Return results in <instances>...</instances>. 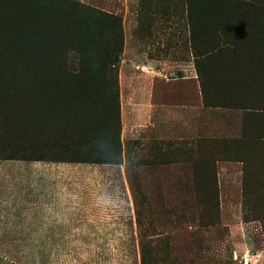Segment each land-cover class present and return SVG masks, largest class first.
<instances>
[{"label":"rangeland","instance_id":"1","mask_svg":"<svg viewBox=\"0 0 264 264\" xmlns=\"http://www.w3.org/2000/svg\"><path fill=\"white\" fill-rule=\"evenodd\" d=\"M31 1L51 8L52 14L64 21L75 20L78 34L85 38L80 44L67 40L56 46L57 81L46 86L50 91L45 96L51 102L60 96L59 117L45 108L55 114H40L50 115L45 125L64 124L73 129L82 120L83 111L89 118L105 115V123L93 125L90 120L85 126L92 127L93 141L110 152L120 139L122 163L78 172L60 169V180L54 178L56 167L35 168L36 160L1 164L0 264H264L263 257L252 259L244 244L238 247L234 243L219 209L217 161L242 157L241 152L248 148L222 140L240 136L242 112L236 107L233 112L208 107L199 114L186 109L187 100L183 99L186 92L194 90L192 83H187L191 71L200 76L203 70L211 79L206 85L215 86L219 81L224 86L234 84L251 97H257L260 88L264 94V65L259 69L260 79H251L252 89H241L249 83L243 76H248L244 69L253 62L250 48L264 45V0L256 2L257 9H248L239 0ZM0 20L6 27L24 28L25 24L27 31L40 39L42 53L49 51L66 29L58 20L24 13L15 4L0 10ZM4 45L0 39L1 74L19 70L2 50ZM86 50L93 54L91 62L83 61ZM216 62L230 63L228 70L222 67L225 74L221 80ZM80 65L83 74L77 73ZM61 66L73 72L65 77L60 74ZM146 87L156 90L160 102L176 105L171 107L176 123L137 125V92ZM18 89L21 87L11 84L12 101L21 98L15 92ZM253 100L257 99L208 98L207 104L245 106ZM161 113L167 114L165 110ZM12 121L17 122L14 114ZM196 121L198 131L188 129L197 126ZM128 127L124 135L123 129ZM101 131L107 138L98 136ZM38 136L33 134L34 142L41 141ZM49 138L57 144L51 151L55 157L60 153V132ZM154 144L173 145L170 156L179 162H167L161 150L154 151ZM19 165L25 167V198L18 194L17 181L12 183L9 177L11 167ZM30 168L44 172L48 168V173L35 182ZM56 201L66 209L52 211ZM19 203L51 210L26 211L25 218H18L14 207ZM41 214H58L60 219L35 218ZM52 224H60V236L42 235ZM75 229L86 233L72 235ZM255 241L257 244L250 242L251 253L256 246L263 247L259 237Z\"/></svg>","mask_w":264,"mask_h":264},{"label":"trees","instance_id":"2","mask_svg":"<svg viewBox=\"0 0 264 264\" xmlns=\"http://www.w3.org/2000/svg\"><path fill=\"white\" fill-rule=\"evenodd\" d=\"M258 1L261 2V0H239L240 4L246 6V8L248 9H257L256 2ZM7 4H15L16 6L19 5L24 13L42 14L54 20H58L62 25H64V29H66L63 34L60 35V40L55 43L49 51L46 50V52L42 53L39 51L40 39L38 37L32 36V34L27 31L25 24L24 28L20 27L19 25H10L6 27L4 25V21L0 20V39H2L5 44L2 50L19 69L8 70L7 72L5 71L4 74L0 73V163L15 160L68 161L113 165L122 163V143L120 139H117L115 150L113 152H110L106 150L105 146L100 142L93 141L94 138L92 136V127L85 126L87 125L85 121L87 122L90 120L93 121V125H100L105 123V115H99L95 116V118H89L87 117L86 112L83 111L80 116L82 120L79 121V123L76 124L75 128L73 129H69V127L64 126V124L57 125L55 123L51 124V126L48 127L47 125H45V123H48L47 120L49 119L50 115L44 114L43 117L40 115L44 112L50 113L45 109L49 108L50 110L58 114L57 117H59L58 109H60V96L56 98V100H58L56 102H51L50 100L46 99L45 95L49 90V88L47 89L46 86L51 83L54 78H57L58 75L56 69L57 44L60 42H66L67 40L80 44L81 41L83 42V40H85L84 35L78 34L77 32V22L72 19L64 21L61 16L53 15L51 8L31 0H16V2H13L12 0H0V10H2V8H4ZM87 50L84 52V54L82 52V58L84 62H91L93 54L89 53ZM223 50L226 51L228 49L224 48ZM233 50H236L235 46ZM250 51L253 53L251 56L255 64L252 62V64L248 68L244 69L248 76L244 75L243 78L245 79V81L249 80L247 81L249 83L242 85L243 88L241 89L243 91L247 89V86L252 89L250 86L251 79L253 77H255L257 80L260 79L258 74L261 70L259 71V69H261L264 65V45L250 48ZM210 56L211 54L206 55V57ZM259 62L260 64L257 66L256 63ZM42 66L43 68L45 67L44 70ZM82 67L83 66L80 65V70L77 71L78 74L84 73ZM40 68L41 71L39 70ZM59 68L60 74L65 77H67L66 74H71L73 72L69 68H62V66ZM223 68L229 69L230 67L228 65L223 66ZM220 70H222V68ZM237 73H239L238 68L235 69V74ZM32 74L35 77L34 81H32L31 78ZM222 76V74H218V80H221ZM206 78L210 79L209 76H207ZM15 81H18L19 84L17 85ZM26 82L28 83L27 86L25 84ZM11 84L13 86L21 87L20 91L19 89L15 91L21 98H16L12 101V94L9 93ZM213 86L214 85L209 86L208 84L206 85V83H204V91L207 92V90H214L216 89V86L222 88L225 91V86L219 81L216 82L215 87ZM257 92V97H251L247 94H244L246 95L244 96L241 92L240 95L238 94L240 97L218 98L221 100H236V98L257 99L251 102H245V106H237L232 102H230V104L225 102L226 105L223 103L216 104L213 102L207 104L208 98L205 99V103L207 106L212 107L221 106L232 109H235L236 107V109L241 110L242 119L240 122V136L238 138H229L227 136L226 138H222V140L229 142L231 141L234 144H238L240 142L245 146H250V149L254 150L253 154H248L249 151L248 148H246L241 152L242 157H238L235 159H242L244 161L249 160V162H252L255 165V172L258 170L260 172H263L264 94L262 93L261 88ZM208 93L211 92L208 91ZM212 93L216 94L215 91ZM260 94L263 96H261ZM209 99L216 100L217 98ZM30 108H34L37 110L31 111ZM13 110H16V112H13ZM29 111L32 113L30 114ZM13 114L16 115L17 119V122L15 124L12 121ZM50 114L55 115L54 113ZM46 115L48 116V118ZM41 117L43 119H41ZM52 117L55 118V116ZM118 119H120V115H118ZM36 121L41 122L36 123ZM55 132H60V143H58L60 144V153L54 157L55 154L51 153V151L57 148V144L53 143V140H51L49 137ZM35 133L41 137L40 141L38 136V141H40L38 143L34 142L32 139V136ZM72 135L76 137V139L73 138ZM98 136L107 138V133L105 131H101ZM250 142L253 145H247ZM53 144H55L56 147H50ZM152 146L157 147L154 151H157V149H159L162 151L163 155L167 156V162H179V160H173L170 156L173 149L175 148L173 147V145L167 144L161 147L157 144H154ZM69 152H71V154H68ZM249 183V187L253 191L254 210L252 212H248L249 217H247L245 214V219H259L264 225V178L261 176L256 177L254 179H250Z\"/></svg>","mask_w":264,"mask_h":264},{"label":"crops","instance_id":"3","mask_svg":"<svg viewBox=\"0 0 264 264\" xmlns=\"http://www.w3.org/2000/svg\"><path fill=\"white\" fill-rule=\"evenodd\" d=\"M203 58H205L203 56ZM221 60L220 62H222ZM229 61L230 63L233 62L232 60H226ZM220 62H216V73L218 74H225L224 70H220L223 66H228L224 64H220ZM203 63H207V59H203ZM228 70V69H225ZM197 71V69H196ZM224 72V73H221ZM208 75L206 72L203 70L200 72V76L198 74V71L196 74H193L191 71V76L187 77L189 80L187 83L191 82L194 87L193 91L186 92L185 98L183 97L184 100H187V105H184L186 109L191 108L192 110H197L198 113L200 114L202 109L204 108H218V109H230L232 112L235 109L228 108V107H212V106H207L205 103L206 98H235L240 95L241 92L237 91V88L234 84L232 85H225V91L218 87L217 89L214 90H207V92L204 91V83L205 81H208L209 79L206 78ZM215 87V86H213ZM210 91L211 93H208ZM216 92V94L212 92ZM243 95L246 94V91L242 92ZM239 94V95H238ZM170 94L166 95L165 98H167ZM248 95V94H247ZM246 96V95H244ZM177 97V96H175ZM240 97V96H239ZM158 94L153 87L151 89L148 87L142 88L138 90L137 92V116L135 119V122L137 123L138 126L142 127H148L149 125L153 127L161 126L159 123L160 122H166L169 126H171L173 123H176V116L173 113V109L171 107L176 106L174 104H166L160 102V100L157 99ZM160 98V97H159ZM176 99V98H173ZM189 100V101H188ZM166 111L167 114L163 116L161 111ZM231 113V112H230ZM159 119L160 121L157 122L156 119ZM130 123L133 124V121H130ZM186 123V121H185ZM184 123V124H185ZM197 126H191L189 125L190 130H193L194 132L198 131V121H196ZM187 124V123H186ZM188 125V124H187ZM163 125L162 127H164ZM127 130L123 129L124 135ZM132 130V129H131ZM141 129L138 128V131ZM128 136V134H127ZM233 136V135H231ZM238 138V137H237ZM251 143V142H250ZM247 145H253L251 144ZM248 154H253L254 150L250 149V146H248ZM16 162H27L26 160H15ZM9 165L11 162L14 161H9ZM8 162H3L0 163L4 164ZM5 165V164H4ZM17 165V164H16ZM113 164H98V163H87V162H68V161H60V162H54V161H45V160H36L33 162V166L35 168H40V167H49L50 169L52 167H56V173L57 175L54 176L57 180H60V172L62 170H75V171H83L87 167H92V168H98V167H110ZM8 169V168H7ZM48 169V168H47ZM47 169L44 170H36L33 171L32 168H30L29 174H32V180L35 182H41L42 177L46 175ZM217 175H218V185H219V209H220V214L223 219V223L228 226L231 234H232V239L234 243H237L238 247L239 244H244V251L246 250L249 256L251 255L252 259H256L258 257H263L264 258V225L261 220L259 219H245V214L247 212H252L254 210L253 206V191L249 187L250 179H254L256 177H263L264 178V171L260 172L259 170L255 172V165L252 162H249V160L244 161L242 159H218L217 161ZM33 172V173H32ZM25 175V167H15L12 170V167L9 171V177L11 182H16L17 181V186L18 188V194L19 196H25L27 195V192H25L23 189L24 183L23 180H25L23 177ZM64 176H66L65 173H63ZM13 185V184H12ZM13 187V186H12ZM22 189V190H21ZM11 194V191H10ZM25 203V202H24ZM24 203H19L17 204L14 208L17 214L18 218H25V213L26 211L28 212H34V211H46V210H51V208H45V206L42 205H36L35 207H30L25 205ZM52 211H60L64 210L66 208H63L60 206V202H54ZM35 218H54V219H60L58 214H54L53 216H44L43 214L36 216ZM50 230L45 231L44 234L46 236H60V224H52L49 226ZM91 232L94 230H90ZM66 232V231H64ZM86 233L85 229H80V230H74L72 235H77V236H84L83 234ZM259 237L263 243V247L260 248V246H256L255 250L251 251V245L250 242H253L254 244L256 243V238ZM49 240V239H46ZM50 240H54L51 238ZM7 242H12V241H7ZM239 242V243H238Z\"/></svg>","mask_w":264,"mask_h":264},{"label":"bare ground","instance_id":"4","mask_svg":"<svg viewBox=\"0 0 264 264\" xmlns=\"http://www.w3.org/2000/svg\"><path fill=\"white\" fill-rule=\"evenodd\" d=\"M1 65H2V64H1ZM43 65H45V64H43ZM48 66H49V65H48ZM52 66H53V65H52ZM52 66H50V67H52ZM38 68H39V67H38ZM42 68H43V66H42ZM44 69H45V67L43 68V70H44ZM50 69H51V68H50ZM0 70H1V69H0ZM39 70L41 71V68H40ZM48 70H49V69H48ZM30 71H31V70H30ZM1 72H2V71H1ZM44 73H45V72H44ZM49 73H50V71H49ZM52 73H53V72H52ZM35 74H36V73H35ZM27 75H28V74H27ZM29 75H30V74H29ZM38 75H39V74H38ZM47 75H48V74H47ZM47 75H46V76H47ZM55 75H56V74H55ZM32 76H34V75L32 74ZM41 76H42V74H41ZM48 76H49V75H48ZM57 76H58V75H57ZM39 77H40V76H39ZM46 78H47V77H46ZM54 79H55V78H54ZM55 80H56V79H55ZM56 81H57V80H56ZM56 81H55V82H56ZM23 82H24V81H23ZM27 82H30V81H27ZM27 82L25 83L26 86H27V84H28ZM53 82H54V81H53ZM31 83H32V82H31ZM38 83H39V82H38ZM38 83H37V84H38ZM41 83H42V82H41ZM25 84H24V85H25ZM49 84H50V83H49ZM30 85H31V84H30ZM51 85H52V84H51ZM31 86H32V85H31ZM31 86H30V88H31ZM34 86H35V85H34ZM38 86H39V85H38ZM48 86H49V85H48ZM42 87H43V86H42ZM48 88H49V87H48ZM48 88H47V89H48ZM35 89H36V88H35ZM39 89H40V88H39ZM47 89H46V90H47ZM42 90H43V89H42ZM49 90H50V89H49ZM49 90H48V91H49Z\"/></svg>","mask_w":264,"mask_h":264}]
</instances>
